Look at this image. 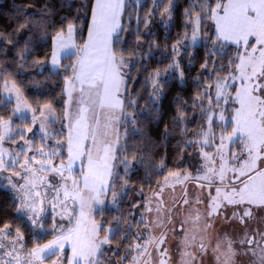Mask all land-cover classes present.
<instances>
[{
  "label": "snow or ice",
  "instance_id": "obj_1",
  "mask_svg": "<svg viewBox=\"0 0 264 264\" xmlns=\"http://www.w3.org/2000/svg\"><path fill=\"white\" fill-rule=\"evenodd\" d=\"M172 0H168L171 5ZM201 5L200 12H206L208 18L214 20L216 25V41H220V47L211 52L210 55H216L227 44L237 46L238 55L230 66L236 69L235 73H230L227 79L217 80L214 89L215 94L209 95L207 99L211 104L215 100L216 106L227 104L232 92L235 93L233 103L237 107L232 109L231 120L229 123L223 114L219 113V121L222 125L227 124L223 128L220 135V149L226 147V144L240 143L243 146L246 155L242 157L239 163L229 166L228 158L220 152L219 168L210 167L205 164V174L197 176V180L208 181L209 184L214 183L216 179L220 181V185L216 188L215 196H210V202L206 213L207 217L216 215L224 216L220 211L228 205H248L243 208V214L233 211L232 219H237L241 224L245 223V218L251 219L253 216V207H264V166H258L257 162L264 160V0H217L214 8L209 7L207 0H199ZM125 0H94V7L91 15V25L88 33V42L84 44L79 51L82 55L77 58V65L73 69V79L68 81V100L71 102L72 92L78 91V104L75 114L70 119V128L67 140V164L61 160L53 166V158L56 155L55 150H51L50 154L45 153L42 148L37 149L40 158L34 154L28 157L26 153L32 149L21 147L20 151L14 156L9 155L7 150L3 149L2 144L5 137L11 141H15L16 136L24 139V133L18 132L16 136H10V124L0 119V172L13 171L14 174L20 175L14 170L21 168L27 175L23 176L22 184H15L9 179L11 188L16 191L23 192L22 198H17L16 211L20 219L30 222L33 228L43 229V221L41 213L44 211L41 197L42 187H53L50 182L45 185L46 177L38 175L43 172L56 173L63 183L53 188L56 193V203L52 204L55 208L57 203L61 206L62 212L58 213L63 218V212L68 210V201L71 200L75 207L73 209L77 214L71 218L73 226L67 230H61L55 237L45 244L37 243L31 250H26V256H21L17 252L15 241L23 239V234L17 229L15 232L5 231L9 226L4 225L0 228V250H3V256L10 259L4 260L0 256V264H33L38 261L44 264L47 260L49 264H56V258L63 253L65 245L70 246L71 258L68 264H101L102 259H107L103 249L104 245L111 244L122 231L120 225L123 221L116 220L115 227H104L101 229L95 222L92 215L93 206L103 204V198L108 197L111 193V202L116 204L117 194L115 192V175L116 180L121 177L118 173L113 172V161L116 159L115 151L117 140H109L110 135L116 133L113 120H118L117 113H125L124 100L121 99V88L124 85V77L121 74V67L125 66L123 59H118L113 50L112 43L115 36L119 41L122 36L120 25V17L123 14ZM164 7V5H160ZM195 7V5L193 6ZM23 11L22 9L20 10ZM165 12H169L170 8L164 7ZM200 12L195 13L196 19L194 23L199 24ZM31 18V17H30ZM27 23L21 24L20 27H26ZM75 26L69 24L66 30H61L54 36L55 50L51 56V63L56 69L60 66V54L62 51L71 48H77L73 43V34ZM196 30H193L191 37L195 43L197 36ZM251 41V43H249ZM239 53H243L242 55ZM206 62L204 67H207ZM177 67L178 65H173ZM155 79V77H154ZM236 88L229 91L232 84H237ZM207 91V89H206ZM159 87H157V94ZM158 98V95L157 97ZM131 105L134 101L128 98ZM19 111V107L17 109ZM208 112H214L209 107ZM211 124V115L206 117ZM27 119V117H21ZM111 129V131H110ZM41 131L43 125H41ZM28 131H31L29 128ZM30 144V141H25ZM204 143H208L207 134H205ZM219 152V149L217 150ZM24 153L25 155H21ZM9 155L6 163L5 156ZM206 161L215 163V157L204 154ZM233 161L237 157L233 153L231 156ZM76 161H80L81 165H86L87 170L81 168L79 180L73 178V166ZM122 162L125 165V174L131 168L128 157L125 155ZM34 164H39L38 169L34 168ZM228 173H232L228 177L227 183L225 178ZM240 180L239 185L232 183L234 178ZM185 176L183 179H187ZM68 181H71L70 185ZM181 183L183 180L180 181ZM127 185H121L126 187ZM226 189V190H222ZM63 193L62 197L60 193ZM200 201L197 200V203ZM187 203V201H185ZM135 206V205H134ZM150 210V209H149ZM201 220L199 210L195 215L182 221V229L184 224L190 221L196 228ZM131 227V226H130ZM210 223L204 220V226L199 233L185 235L182 243L184 244V252L181 256V264H191L196 259L194 253L188 251L190 247L195 245L200 252L207 250L206 232ZM187 233V229H183ZM105 233L101 238L100 233ZM260 240L257 241L255 236L249 235L247 231L239 239L240 245H249L246 250L253 256L257 257L258 264H264V233H257ZM111 237V239L109 238ZM199 237V238H198ZM10 239L13 241L10 247L5 246L3 241ZM227 244V252L224 264H229L237 252L233 248V242L225 236ZM165 243V236L149 237L144 244H136L133 247L137 250L138 255L143 257L150 253L146 245H154L156 251L162 257L159 264H167L168 256L167 248L161 251V246ZM256 247H252L253 244ZM23 248V245H20ZM256 248H259L257 254ZM220 243H217L214 252H219ZM240 254H245L241 252ZM113 255H119L113 252ZM184 257H188L187 260ZM123 259V257H121ZM129 264H139L137 257H133Z\"/></svg>",
  "mask_w": 264,
  "mask_h": 264
},
{
  "label": "trees",
  "instance_id": "obj_2",
  "mask_svg": "<svg viewBox=\"0 0 264 264\" xmlns=\"http://www.w3.org/2000/svg\"><path fill=\"white\" fill-rule=\"evenodd\" d=\"M216 2L207 0L212 8ZM160 5L169 7L170 14ZM93 6L94 0H0L1 116L14 113L13 104L5 100L3 93L5 84L12 82L37 113L44 106H51L64 118L68 106L66 83L73 75L76 54L65 57L58 69L51 68L54 36L69 24L82 28L78 39L85 36ZM200 7L199 0H172L171 5L168 0H127L125 3L123 34L119 41L114 38L113 45L117 58L125 61L121 67L125 113L118 153L127 155L133 163L126 175L121 174L123 180L116 177L113 180L117 194L124 193L121 187L124 182L129 186L126 196L132 192H139V196L134 197L137 208L133 204L131 209L119 204L117 209L108 207L105 211L107 220L108 215H115L123 221L120 236L112 242L113 252L117 250L119 254L116 257L132 255L137 241L144 244L147 232L139 230L142 214H135L148 202L152 203L150 194L164 183L163 164L167 172H175L185 153L199 146V132L209 113L207 97L214 96L218 76L233 70L230 64L235 61L238 50L226 45L218 54L210 55L221 42L216 41L214 20L206 12H200ZM197 12H200L198 25L194 23ZM25 22L27 26L20 27ZM194 29L195 43L191 39ZM206 62L208 66L204 67ZM40 63L48 64L41 73L37 71ZM128 98L134 103L130 105ZM233 100L225 109L230 115L237 106ZM146 165L153 166L152 170ZM16 208L12 193L0 189V228L10 225L32 231L30 224L19 218ZM143 212L146 214L147 210Z\"/></svg>",
  "mask_w": 264,
  "mask_h": 264
},
{
  "label": "rangeland",
  "instance_id": "obj_3",
  "mask_svg": "<svg viewBox=\"0 0 264 264\" xmlns=\"http://www.w3.org/2000/svg\"><path fill=\"white\" fill-rule=\"evenodd\" d=\"M126 1L127 0H125V3ZM122 19L123 14L120 17V25H122ZM89 28L85 36H81L80 39H78L82 28L78 29L75 26L73 43L78 47L62 51L60 54V65L65 57L75 54L76 58L74 67L77 65V58L78 56L82 55L79 49H82L84 44L88 42ZM114 38L115 36L113 37L112 47L114 45ZM249 43H251V41ZM227 45L233 47V49H237L236 45ZM240 54L242 55L243 53ZM49 64L51 68H53L51 61ZM47 66V63H40L37 71L41 73L45 71ZM235 72V68H233V70H228L226 73L220 74L218 76L219 80L227 79L230 73ZM72 79L73 75L70 79L67 80V82ZM238 84L239 82L237 81V84H232L231 88L233 86L237 87ZM5 85L6 86L3 89L5 100L10 101L15 109L13 115L5 117L0 115V119L9 122L10 136H16L18 132H23L25 138L20 139L19 136H16V139L13 142L8 137H5L2 144L3 149L7 150V153L9 155L14 156L20 151L21 147H30L32 150L28 151L26 155L30 158L35 154L38 159L40 158V153L37 152V149L42 148L45 153L49 154L51 150H55L56 155L53 158V166L58 164L61 160H63V163L66 165L68 162L66 137L70 128V119L75 114L77 108L78 97L80 96V93L78 91L72 92L71 102H69L68 100L67 111L64 115V118H62L51 106H44L41 111L37 113L12 82H8ZM68 87L69 85L68 83H66V93ZM231 88H229L230 92L232 91ZM232 93L234 94V92ZM232 95L229 98L227 104H221L219 105V107L216 106L215 100L211 101L209 107H212L214 109V112L208 113V115H211L212 117L211 124H209L208 119L205 120L203 129L199 132V138L197 142L199 146H195L192 151L185 153L180 167H177L175 172H167V169L163 168V164L162 170L165 172V180L164 183L162 182L159 189L156 190L157 192L150 194L152 200L151 204L150 202H148V205H151L150 210L149 206L147 205L145 208H140L141 210L139 214H135L137 216H141L142 214V216L139 218V223L141 224L139 230H142V232H147V235H145L147 238L149 237V235L157 238L160 237L161 234L165 236V243L161 246L160 250L163 251L164 248H167L168 256L170 257V259H168L167 261V264H181V256L184 252V244L182 243V241L184 240L185 235H191L194 232L199 233L200 229H202L204 226L205 219H207L210 223V227H208L206 232L207 239L205 242L207 244V250L205 252H200L195 245L190 247L188 251L194 253L196 256V259L193 260L191 264H224L226 258L224 254L227 252L225 236L232 240L233 248L237 252V255L229 261V264H258L257 257L246 251L249 248V245H240L238 241L246 231L249 235H254L257 241L260 240V236L257 233H264V207H253L252 218H245L244 224H241L237 219H232L231 217L233 211H236L240 215H242L243 208L249 207L248 205H228L220 209V211L224 213L223 217L220 215L207 217L206 213L210 202V196H215L216 188L218 186H221L220 181L216 179L214 183L209 184L208 181L196 179L197 176H202L205 174L206 169L204 168V165L206 163L209 164L210 167L217 169L219 168L221 162L220 152H222L228 158L229 166L239 163L242 157L246 155L243 146L240 143L226 144L225 148L220 149L219 137L222 134L223 128H226L228 125H222V123L219 121V113L223 111V114L228 122H233L231 120L232 115L225 112L226 107H228L229 103L233 100ZM18 107L19 111L17 110ZM116 115L119 117L118 120H113L116 133L114 135H110L108 139L117 140L115 151L116 159L112 163L113 172L118 173L121 177V174L126 175L124 171L125 165L122 162L124 156H121L118 153L120 150V145L122 144L121 126L123 124V113H117ZM25 116L27 117V119H21V117ZM41 125H43L42 131L40 130ZM29 128L31 129V131H28ZM205 134H207L208 143H204ZM26 140L30 141L31 143H25ZM218 149L219 152L217 151ZM205 153H207L208 156L215 157L214 164L205 160ZM233 153L237 157L236 161H233L231 159ZM9 155L5 156L6 163L9 159ZM21 155L23 156L25 154L21 153ZM128 162L132 164L133 160L131 162V159L128 158ZM257 164L258 166H264V160L258 161ZM39 167V164H34V168L38 169ZM152 167L153 166L146 165L147 169L152 170ZM81 168H83L84 171L87 170L86 165L82 166L80 161H76L73 166V178L79 180V173L81 171ZM154 169H158V166H154ZM14 171L18 172L20 175L14 174L13 171L0 172V189L11 192L13 195V199L17 203V198H22L23 192H18L15 189L11 188L8 178L11 179L12 183L19 185L24 182L22 177L27 175V173H25L21 168H16ZM38 175L46 177L45 185L50 182L53 187H42L40 189L41 197L43 199L42 207L44 209L40 217L43 221V229L31 227L32 231L27 232L23 231V229H19V231L23 234V239L15 241V244L17 252L20 253L22 257L26 256V250H31L37 243L41 245L48 243V241L53 239L55 235L59 233V231L71 228L73 226L71 218L77 214L73 211V209L77 206L74 205L71 200H69L68 210L66 212H63V218H61V215L58 214L62 212L61 206L57 203V206L53 208L50 201L52 203H56V193L53 191V188L61 185L63 181L54 172H43L38 173ZM232 175V173H228V176H226L225 178V183H227L228 177H231ZM185 176H187L188 178L183 179ZM114 178L115 175L112 179ZM241 179H243V177L238 179L234 178L232 180V183L235 185H239ZM120 180H123V178H121ZM181 180H183L182 183L180 182ZM70 183L71 181H68L69 185ZM123 184H127V186L123 187L125 189L123 194H121L120 192L119 194L116 193V204H113L111 202V193H109L108 197L103 198V204L99 205L98 207L95 205L93 206L92 215L95 218L96 224L101 229H103L104 227H115L114 225H116V222L114 221V219H118L117 217H115V215H108L109 217L107 220L105 211L108 207L112 210L117 209L121 204H126L131 209L130 204H133L135 206L132 207L137 208V204L134 203V197L138 198L136 196H139V192H132L131 196H126L129 186L128 183L122 182V185ZM141 194L142 193L140 192V195ZM60 195L62 197L63 193L61 192ZM197 200H199L200 202L197 203ZM185 201H187V203H185ZM133 209L134 208H132V210ZM143 210H147V213L145 214ZM197 210H199L201 213V220L196 228L193 227L191 221L188 224H184L183 229H187L186 233L181 227L182 221L188 219L190 216L195 215V212ZM27 222L30 224L29 221ZM8 226L9 227L5 229V231L15 232L17 230L10 225ZM149 227L152 229H149ZM179 227H181V230H179ZM104 235L105 233L101 231V238H103ZM3 243L7 248L11 246L13 241H11L10 239H5ZM138 243L140 242L137 241L134 245ZM217 243H220V250L219 252H214L213 249L215 248ZM261 243L262 245H264V241H262ZM111 244L103 246L107 259H102L101 264H129L134 256L139 260V264H159V261L162 259V257H160V255L156 251L154 245H150L148 247L150 257L148 255L140 257L135 248L132 251V255L131 253H129L128 256L126 255L127 257H116L115 255H113L114 246L112 244V247ZM20 245H23L24 247L21 248ZM252 247H256V244L254 243ZM116 251L117 250H115L114 252ZM256 251L257 254H259V248H256ZM241 252H244L245 254H240ZM0 256H2L4 260L10 259L7 256H3V250H0ZM121 257H123V259H121ZM70 258V246L65 245L63 253L56 258V264H68ZM126 259L128 260L125 262ZM184 259L187 260L188 257H184ZM12 264H15V262L13 261ZM33 264H39V262L33 261ZM44 264H49V261L46 260Z\"/></svg>",
  "mask_w": 264,
  "mask_h": 264
},
{
  "label": "flooded vegetation",
  "instance_id": "obj_4",
  "mask_svg": "<svg viewBox=\"0 0 264 264\" xmlns=\"http://www.w3.org/2000/svg\"><path fill=\"white\" fill-rule=\"evenodd\" d=\"M179 230H181V227H179Z\"/></svg>",
  "mask_w": 264,
  "mask_h": 264
},
{
  "label": "crops",
  "instance_id": "obj_5",
  "mask_svg": "<svg viewBox=\"0 0 264 264\" xmlns=\"http://www.w3.org/2000/svg\"><path fill=\"white\" fill-rule=\"evenodd\" d=\"M53 50H54V48H53Z\"/></svg>",
  "mask_w": 264,
  "mask_h": 264
},
{
  "label": "water",
  "instance_id": "obj_6",
  "mask_svg": "<svg viewBox=\"0 0 264 264\" xmlns=\"http://www.w3.org/2000/svg\"><path fill=\"white\" fill-rule=\"evenodd\" d=\"M252 236H254V235H252Z\"/></svg>",
  "mask_w": 264,
  "mask_h": 264
}]
</instances>
